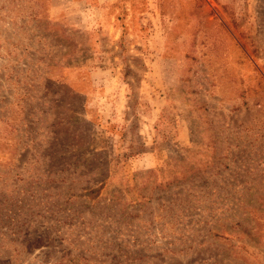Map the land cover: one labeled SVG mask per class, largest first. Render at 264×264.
Here are the masks:
<instances>
[{
	"label": "rangeland",
	"instance_id": "374dc122",
	"mask_svg": "<svg viewBox=\"0 0 264 264\" xmlns=\"http://www.w3.org/2000/svg\"><path fill=\"white\" fill-rule=\"evenodd\" d=\"M0 264H264V0H0Z\"/></svg>",
	"mask_w": 264,
	"mask_h": 264
}]
</instances>
